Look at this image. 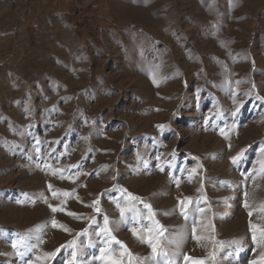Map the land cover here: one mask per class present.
I'll use <instances>...</instances> for the list:
<instances>
[{
  "label": "rangeland",
  "instance_id": "374dc122",
  "mask_svg": "<svg viewBox=\"0 0 264 264\" xmlns=\"http://www.w3.org/2000/svg\"><path fill=\"white\" fill-rule=\"evenodd\" d=\"M262 147L264 0H0V264H252Z\"/></svg>",
  "mask_w": 264,
  "mask_h": 264
},
{
  "label": "snow or ice",
  "instance_id": "6c2138e0",
  "mask_svg": "<svg viewBox=\"0 0 264 264\" xmlns=\"http://www.w3.org/2000/svg\"><path fill=\"white\" fill-rule=\"evenodd\" d=\"M238 110L239 109H237V111ZM159 127L163 128L164 126L160 125ZM244 151L245 150L242 149L239 153H237L236 156L231 157L232 163L235 164L239 160V158L241 156H243ZM261 154L264 155V147L261 148ZM260 164H261V170L264 171V161H261ZM193 171H195V170H193ZM49 188H51V185H49ZM120 191L125 194L126 202H129V210L134 208V204L131 202H142L140 197L134 196L131 193H127V190L120 189ZM53 195L55 196L56 193H53ZM63 195L68 196L69 193L65 192V193H63ZM98 203H99V201H94L93 204L90 205L91 207L95 208L97 212H99V208L97 207ZM116 206H117V208L120 209V214H121V217L123 218L125 215L126 209L121 208L119 203H117ZM245 206L247 207V204ZM144 207L148 209L149 218L154 217L155 213L152 212L151 206L148 204H144ZM57 210H58L57 208H52L53 212H55ZM181 210L183 212V202H181ZM68 214L76 216L75 213H68ZM249 214L251 215V213H249ZM103 220H104V224H103V227L100 228V234L105 237V240H104L105 247L100 248V256L98 258L101 260L102 264H123V257L127 256L129 264H131L132 260L134 259L131 252H129L128 249L120 241L116 240L115 236L112 235V229L109 227L108 217L104 216ZM93 222H95V221H93ZM152 223H153V227L148 230V239H145V237L143 235H140L139 239L141 240V242L148 243L149 247H151L153 259H155L156 257H159V256L167 257L168 256L167 252L158 251V243H159L158 236L163 232V228H162V226L159 225L158 221L153 220ZM52 224L55 227L57 222L55 220H53ZM250 226H251L252 231H253V237H252L253 240L258 245L264 246V228H258L256 225H250ZM61 227H64V226L61 225ZM64 230L68 231V229H66V228ZM85 231H87V230H85ZM257 231L259 232V239H257V235H256ZM132 232H133V235H137V231L135 228L132 229ZM195 232H196V228L193 227V234H195ZM195 238L199 240L202 237H195ZM172 242L177 243V246H179L178 241H172ZM231 243L238 244L239 242L238 241H232ZM21 244H23V240H17V241L13 242L12 246H13V248H17V246L21 245ZM112 244L119 245V248H120L119 258H117L115 256V249L111 248ZM25 246L31 247L28 245H25ZM74 246H75V242L74 241L70 242L69 247L74 248ZM58 251H59V249L57 250V252ZM57 252H46L43 254L42 257L37 256L36 260L37 261H43L46 259H50L52 257H55ZM173 254L175 255V253H173ZM71 256H72V261H70L69 264H75V261L77 259V253L75 250L72 251ZM211 258L213 260H215L214 255ZM184 259L187 261V260H190L191 258L188 256H185ZM192 264H204V261L193 260ZM252 264H264V252H262L260 254L259 259L256 261H253Z\"/></svg>",
  "mask_w": 264,
  "mask_h": 264
},
{
  "label": "bare ground",
  "instance_id": "6f19581e",
  "mask_svg": "<svg viewBox=\"0 0 264 264\" xmlns=\"http://www.w3.org/2000/svg\"><path fill=\"white\" fill-rule=\"evenodd\" d=\"M233 261H234V259H233Z\"/></svg>",
  "mask_w": 264,
  "mask_h": 264
}]
</instances>
